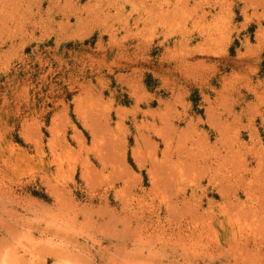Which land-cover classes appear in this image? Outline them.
<instances>
[{
    "label": "rangeland",
    "instance_id": "rangeland-1",
    "mask_svg": "<svg viewBox=\"0 0 264 264\" xmlns=\"http://www.w3.org/2000/svg\"><path fill=\"white\" fill-rule=\"evenodd\" d=\"M263 214L264 0H0V264H264Z\"/></svg>",
    "mask_w": 264,
    "mask_h": 264
},
{
    "label": "bare ground",
    "instance_id": "bare-ground-1",
    "mask_svg": "<svg viewBox=\"0 0 264 264\" xmlns=\"http://www.w3.org/2000/svg\"><path fill=\"white\" fill-rule=\"evenodd\" d=\"M65 3V2H64ZM149 13V12H148ZM143 17H144V15H143ZM249 190V189H248ZM222 193V192H221ZM252 192L251 193H248L247 194V196H248V199H250L251 197H252ZM223 197V196H222ZM226 198V197H225ZM184 199H185V197H184ZM187 200V199H186ZM227 200V199H226ZM185 202H187V201H185ZM187 205V204H186ZM245 205V204H244ZM197 206V205H196ZM195 206V207H196ZM242 206V205H241ZM187 207V206H186ZM245 207V206H244ZM243 208V207H242ZM248 208V207H247ZM261 207H259V209H260ZM262 210H263V208H261ZM249 211H252L251 210V208H249L248 209ZM260 211V210H259ZM180 212V211H179ZM198 212V211H197ZM200 212V211H199ZM257 211L255 210V212H251L254 216H255V213H256ZM259 213H261V212H259ZM258 213V214H259ZM180 214V213H179ZM242 214H244L243 216L244 217H246V215L248 214V212H246V209L245 210H243V213ZM241 214V215H242ZM252 214H250V216H252L253 217V215ZM262 214V213H261ZM192 215V214H191ZM195 215V214H194ZM193 215V216H194ZM249 215V214H248ZM198 216H199V214H198ZM256 216H258V215H256ZM263 216H264V214H263ZM199 217H201V216H199ZM259 217H260V215H259ZM261 217H262V215H261ZM151 219V218H150ZM191 219V218H190ZM258 219V218H257ZM187 220V219H186ZM196 220H197V218H196ZM199 220V219H198ZM198 220L196 221L197 223H198ZM141 221V220H140ZM241 221V220H240ZM157 222V221H156ZM155 222V223H156ZM196 222H192V221H185L184 223H185V225H187L186 227H187V229H188V225H191V224H194L195 225V223ZM259 222V223H258ZM257 224H264V217L263 218H261V220L259 221V220H257V222H256ZM154 225V224H153ZM184 225V224H183ZM238 225V224H237ZM260 225H259V227H260ZM156 226V225H155ZM198 226V224L196 225V227ZM181 228H182V226H181ZM241 228H243V227H241ZM262 228V227H261ZM179 229V228H178ZM194 230L193 231H189V229H188V231H189V233H194L195 231L197 232V231H199V230H197L195 227L193 228ZM264 229V228H263ZM262 229V230H263ZM185 230V229H184ZM244 231H245V229H243ZM164 231V230H163ZM238 231V230H237ZM243 231V232H244ZM200 232V231H199ZM199 232H197V234L199 233ZM163 233V232H162ZM183 233V232H182ZM241 233V232H240ZM243 235V234H242ZM242 235H241V237H242ZM184 236H186L187 238H190L189 236H187V235H184ZM258 236V235H257ZM183 237V236H182ZM260 239L259 240H263V238H264V234L261 236V237H259ZM229 240V239H228ZM231 244H232V242H231ZM233 244H234V246L236 247V249L235 250H238V251H242L243 253H246V252H248V250H250L251 248L250 247H257L256 245H257V239H256V237L255 236H253L252 237V239L250 240H242V244H240L238 241H235V240H233ZM264 245V244H263ZM262 247V246H261ZM264 247V246H263ZM259 248V247H258ZM257 248V249H258ZM259 250V249H258ZM257 250V251H258ZM246 251V252H245ZM263 251V250H262ZM260 252V251H259ZM253 253V252H252ZM262 254V253H261ZM259 255V254H258ZM264 255V254H263Z\"/></svg>",
    "mask_w": 264,
    "mask_h": 264
}]
</instances>
